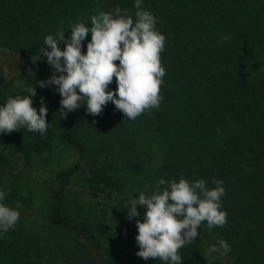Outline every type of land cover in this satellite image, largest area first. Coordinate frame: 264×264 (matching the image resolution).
<instances>
[{"label":"trees","instance_id":"obj_1","mask_svg":"<svg viewBox=\"0 0 264 264\" xmlns=\"http://www.w3.org/2000/svg\"><path fill=\"white\" fill-rule=\"evenodd\" d=\"M115 7L135 18V0H0V54L30 61L33 107L38 111L43 98L48 109L46 134L0 133L2 203L20 212L15 228L0 233V264H165L136 255V221L146 208L138 206L131 220L127 208L159 180L180 178L202 179L209 189L223 181L227 212L222 228L201 223L178 252L182 264H264V0H143L165 36L159 107L135 120L112 102L96 116L63 115L57 86L37 84L54 71L40 54L45 37L65 31L70 39L75 24L91 27V16ZM90 40L91 33L82 53ZM6 77L0 65V106L27 95L23 83ZM116 88L113 78L108 90ZM59 149L70 159L54 161L43 192L48 217L37 224L24 214L26 179L8 168L45 164ZM221 239L230 251L205 259Z\"/></svg>","mask_w":264,"mask_h":264},{"label":"clouds","instance_id":"obj_2","mask_svg":"<svg viewBox=\"0 0 264 264\" xmlns=\"http://www.w3.org/2000/svg\"><path fill=\"white\" fill-rule=\"evenodd\" d=\"M135 8V18L120 7L111 12L101 11L91 16V27L83 22L75 24L70 39H65V31L45 37L47 47L40 54L54 71L48 80L37 84L40 88L57 86L63 115L86 104L87 113L96 116L112 102L127 119L135 120L146 110L159 107L160 88L166 74L161 63L165 36L156 30L157 18L143 8V0H135ZM89 33L91 40L85 54L81 50L82 42ZM61 43L65 45L63 49ZM113 78L117 84L114 91L108 90ZM24 93L27 95L9 97L0 106V133L26 128L46 134L48 109L43 98L37 111L32 99L36 87L28 86ZM214 183L215 187L209 189L202 179L194 183L184 178L178 182L161 179L151 194L141 192L138 198L132 197L127 208L129 220L140 216L138 206L146 208L143 220L136 221L135 239L139 246L136 255L144 260L182 264L178 252L197 238L202 222L206 221L209 229L224 227L227 212L221 210V198L225 188L223 181ZM162 185L166 186L161 189ZM5 195L0 191V233L14 229L20 218L19 205L13 209L2 203ZM217 245L208 248L205 259L212 258L213 253L223 255L230 251L223 239Z\"/></svg>","mask_w":264,"mask_h":264},{"label":"rangeland","instance_id":"obj_3","mask_svg":"<svg viewBox=\"0 0 264 264\" xmlns=\"http://www.w3.org/2000/svg\"><path fill=\"white\" fill-rule=\"evenodd\" d=\"M0 65L3 66L4 73L6 74V81L14 79V83H23L21 91L24 92V89L28 86L35 84L36 74H28L27 69L30 68L31 63L25 58H13L6 59V55L0 54ZM26 74V79L25 75ZM23 77V80H22ZM20 91V92H21ZM86 110V104H82L80 108L67 112L70 114L82 113ZM56 158H60V162H68L70 155L67 151L57 150V153L54 152L50 155H46L42 160L45 164H40L39 160H36L32 163L31 166H23L21 162L11 166L8 169L13 171V174L20 177V179L27 181L25 185L26 192L30 191V196L28 197V203H30L24 211L25 215H30L29 213L34 214L33 222L41 223L43 219H47L48 215L43 213L42 209L44 207L45 195L43 194L46 184L45 181L49 180L50 172H52L55 167L54 161ZM29 194V193H27ZM26 194V195H27ZM85 198L87 195L85 194ZM27 205V204H26ZM44 214V215H43Z\"/></svg>","mask_w":264,"mask_h":264}]
</instances>
